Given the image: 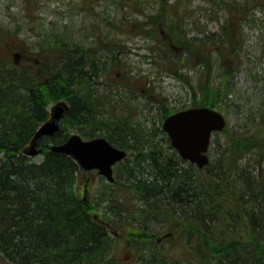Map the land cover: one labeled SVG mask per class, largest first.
<instances>
[{"label":"trees","instance_id":"trees-1","mask_svg":"<svg viewBox=\"0 0 264 264\" xmlns=\"http://www.w3.org/2000/svg\"><path fill=\"white\" fill-rule=\"evenodd\" d=\"M215 40L222 49L230 46L226 30ZM59 43L55 53L41 54L38 62L25 65L26 61L15 59V53L14 58L0 59V264L115 263L106 254L108 224L94 216L90 211L93 206L73 190L81 168L70 155L48 146L66 140L64 125L55 134L38 138L37 144L43 147L40 161H32L24 153L37 126L48 117L45 103L60 95L70 103L63 123L70 119L84 139L104 136L126 150L125 157L114 165L110 183L117 185L120 198L113 195L111 187L103 199L109 201L110 210L118 202L114 206L116 217L122 212L128 217L138 213L141 225L150 219L166 223L168 229L188 226L185 238L198 246L190 255L196 264H264V149L251 150V140L231 135L232 148L240 150V154L231 155L214 132L209 155L214 152L215 141V157L198 169L179 157L161 126L157 130L167 147L158 149L150 139L155 132H149L143 120L134 119L138 107L131 110L122 106L115 95L116 105L109 108L105 93L93 98L94 87L89 95L82 94L84 81L91 79L84 67L98 76L97 66L93 59L86 61L82 53L78 54L81 51L76 44L67 47L64 40ZM229 50L233 51V46ZM225 80L226 76L220 78L221 83ZM220 82L218 86L211 82L202 86L201 100L194 96L187 107H216L224 95L225 86ZM98 105L105 107L103 120L93 114ZM156 106L162 118L179 110L169 109L162 101H156ZM86 124L89 127L82 130ZM253 153L259 157L251 167L246 164L238 169L237 163ZM125 193L132 195L133 204L126 199L127 194L122 198ZM139 233L133 230L132 236ZM151 235L143 238L144 244L152 242ZM132 236L126 239L128 243ZM138 248L143 251V247ZM153 256L154 261L161 262L159 255Z\"/></svg>","mask_w":264,"mask_h":264},{"label":"rangeland","instance_id":"rangeland-1","mask_svg":"<svg viewBox=\"0 0 264 264\" xmlns=\"http://www.w3.org/2000/svg\"><path fill=\"white\" fill-rule=\"evenodd\" d=\"M225 30L230 46L222 49L223 45L215 44L219 42L215 39ZM0 37V59L15 53V59L26 61L25 65L41 60V54L55 53L61 40L67 47L76 44L81 51L78 54L82 53L86 61L93 59L98 70L95 76L84 67L93 82H89L91 87L85 84L82 94L89 95L94 87L97 91L93 98L105 93L109 108L116 105L115 95L124 103L122 106L131 110L138 107L134 119L143 120L147 130L155 132L150 139L163 150L166 141L157 130L163 118L158 114L156 101L173 110L185 108L194 96L201 100L202 86L210 82L218 86L220 78L226 76L227 80L220 82L225 86L224 95L215 107L224 114L226 127L216 138L224 141L222 147L231 155L240 154L237 147L232 148L231 135L247 137L254 143L251 150L264 149V0H0ZM232 46L233 51L229 50ZM51 59L54 63L52 56ZM61 101H47L48 115L62 102L66 105L63 117L66 115L70 103ZM96 110L95 119L106 118L104 105H98ZM62 121L59 124L64 125L68 135L79 134L70 119ZM88 127L86 124L80 128ZM214 145L215 152V141ZM35 147L37 153L30 158L38 162L43 147ZM214 152L211 151V159ZM257 157L253 153L242 158L237 168L252 165ZM184 166L189 169V165ZM116 186L96 170L82 168L73 183L74 192L93 206L91 213L108 224L107 256H112L116 264L197 263L190 258V248L195 244L185 238L188 226L180 224L168 229L166 223L150 219L141 225L138 213H132L134 218L124 212L116 217L114 206L118 202L114 201L110 210L109 201L103 200L111 193V187L113 195L120 198ZM127 195L133 204L132 195ZM127 204L128 200L123 205ZM133 230L140 233L132 236ZM148 233L152 234V242L144 244L142 240ZM138 247H143V251ZM153 255H159L164 263L154 261ZM186 258L191 260L185 262Z\"/></svg>","mask_w":264,"mask_h":264},{"label":"water","instance_id":"water-1","mask_svg":"<svg viewBox=\"0 0 264 264\" xmlns=\"http://www.w3.org/2000/svg\"><path fill=\"white\" fill-rule=\"evenodd\" d=\"M53 109L51 119L36 129L30 148L25 150L27 154L37 153L35 145L38 138L53 135L59 130L57 121L63 115L64 105L58 103ZM225 124V117L220 111L208 106H197L167 115L161 126L178 155L202 168L209 160L207 151L212 132L222 130ZM51 150L70 155L84 170L97 169L108 181L113 180L112 165L126 153L104 137L82 139L76 133L69 135L64 142L52 145Z\"/></svg>","mask_w":264,"mask_h":264},{"label":"bare ground","instance_id":"bare-ground-1","mask_svg":"<svg viewBox=\"0 0 264 264\" xmlns=\"http://www.w3.org/2000/svg\"><path fill=\"white\" fill-rule=\"evenodd\" d=\"M90 81L93 82L92 80H85L84 82L86 83L87 86L89 85V86L91 87V86H92V83H89ZM73 88H75V87L73 86ZM58 99H59V100H62V101H63V99L68 101V99H67L65 96H62V95H60V96H58V97L55 98V100H58ZM62 101H61V102H62ZM45 104L47 105V102H46ZM46 120H47V118H46L43 122H41V123L37 126V128H38L42 123H44ZM37 128H36V129H37ZM35 131H36V130H35ZM68 136H69V135H68ZM186 240H187V239H186ZM188 242H189V241H188ZM190 243H191V241H190ZM197 247H198L197 245L191 247V248H190V251H191L190 253L192 254L193 252H195V249H197Z\"/></svg>","mask_w":264,"mask_h":264}]
</instances>
